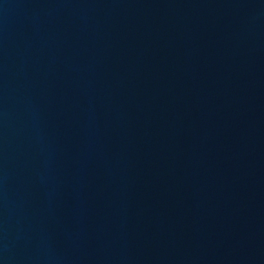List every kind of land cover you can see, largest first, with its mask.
Returning a JSON list of instances; mask_svg holds the SVG:
<instances>
[{
	"label": "water",
	"instance_id": "95a60500",
	"mask_svg": "<svg viewBox=\"0 0 264 264\" xmlns=\"http://www.w3.org/2000/svg\"><path fill=\"white\" fill-rule=\"evenodd\" d=\"M0 264H264V0H0Z\"/></svg>",
	"mask_w": 264,
	"mask_h": 264
}]
</instances>
